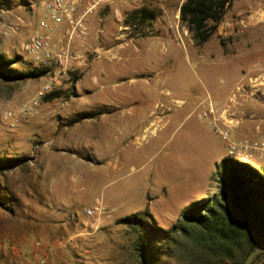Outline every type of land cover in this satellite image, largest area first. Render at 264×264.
Segmentation results:
<instances>
[{
	"label": "rangeland",
	"instance_id": "1",
	"mask_svg": "<svg viewBox=\"0 0 264 264\" xmlns=\"http://www.w3.org/2000/svg\"><path fill=\"white\" fill-rule=\"evenodd\" d=\"M2 1L0 55L26 76L0 75V159L24 160L0 174V264H140V234L159 264L200 263L192 240L121 219L147 211L172 230L186 206L219 193L225 157L264 167L261 148L231 155L201 117L212 102L221 127L234 123L230 139L264 141V0H235L204 44L181 22L185 0H101L73 41L70 77L24 49L44 0ZM142 6L158 17L127 24Z\"/></svg>",
	"mask_w": 264,
	"mask_h": 264
},
{
	"label": "trees",
	"instance_id": "2",
	"mask_svg": "<svg viewBox=\"0 0 264 264\" xmlns=\"http://www.w3.org/2000/svg\"><path fill=\"white\" fill-rule=\"evenodd\" d=\"M234 1L185 0L180 6L181 22L199 44H204L217 32ZM157 17L156 9L142 6L128 14L126 23H136L141 28L150 25ZM6 62L4 55H0V75L16 80L26 76L24 72L7 67ZM41 72L44 71L40 68L34 74ZM9 161L12 163L0 159V174L24 160L13 157ZM219 180V193L186 206L182 220L172 230L150 225L147 211L127 215L121 222L139 230L150 228L158 234H180L192 240V245L203 254L197 264H224L228 259L235 264H245L252 250L264 246V167L256 168L234 157H225L220 165ZM149 248L145 237L140 234L136 245L140 264H159L162 251L159 248L150 251ZM263 256L264 252L258 254L252 264Z\"/></svg>",
	"mask_w": 264,
	"mask_h": 264
},
{
	"label": "built area",
	"instance_id": "3",
	"mask_svg": "<svg viewBox=\"0 0 264 264\" xmlns=\"http://www.w3.org/2000/svg\"><path fill=\"white\" fill-rule=\"evenodd\" d=\"M83 0H44V16L40 21L35 32L24 43V49L35 61L40 65L49 68V72L53 69L63 71L65 76L70 77V71L74 70L73 65L78 58L72 53V44L76 37H87L89 29V18L95 14L97 6L101 0H97L80 9ZM65 25L66 32L63 38L55 41L56 33L59 26ZM54 80H57L56 77ZM34 107L30 103L26 105L24 111H30ZM215 106L211 102L204 105L201 117H209V122L215 127L222 138L229 142V153L242 157H249L253 149L261 148L264 151V141L253 144L250 141H240L230 139L229 128L233 126L228 123V128L221 127L218 124V118L215 115ZM93 209L88 212L93 213ZM38 247H42V243H37ZM39 264H50L46 257H42Z\"/></svg>",
	"mask_w": 264,
	"mask_h": 264
},
{
	"label": "water",
	"instance_id": "4",
	"mask_svg": "<svg viewBox=\"0 0 264 264\" xmlns=\"http://www.w3.org/2000/svg\"><path fill=\"white\" fill-rule=\"evenodd\" d=\"M264 252V246L260 247V248H256L254 250H252L249 255L247 256V259L245 261V264H252L254 258L260 254Z\"/></svg>",
	"mask_w": 264,
	"mask_h": 264
}]
</instances>
